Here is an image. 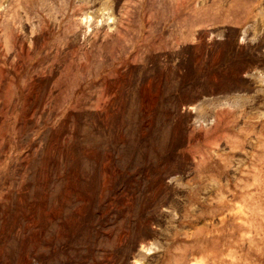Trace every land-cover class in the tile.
I'll list each match as a JSON object with an SVG mask.
<instances>
[{
	"label": "rangeland",
	"instance_id": "obj_1",
	"mask_svg": "<svg viewBox=\"0 0 264 264\" xmlns=\"http://www.w3.org/2000/svg\"><path fill=\"white\" fill-rule=\"evenodd\" d=\"M0 264H264V0H0Z\"/></svg>",
	"mask_w": 264,
	"mask_h": 264
}]
</instances>
